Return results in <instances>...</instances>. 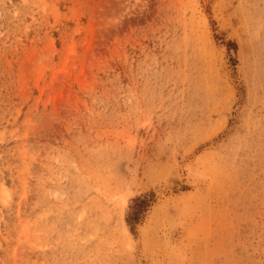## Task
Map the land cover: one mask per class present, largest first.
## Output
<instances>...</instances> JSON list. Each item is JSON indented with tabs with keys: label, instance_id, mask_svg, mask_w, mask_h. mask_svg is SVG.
I'll use <instances>...</instances> for the list:
<instances>
[{
	"label": "rangeland",
	"instance_id": "obj_1",
	"mask_svg": "<svg viewBox=\"0 0 264 264\" xmlns=\"http://www.w3.org/2000/svg\"><path fill=\"white\" fill-rule=\"evenodd\" d=\"M0 264H264V0H0Z\"/></svg>",
	"mask_w": 264,
	"mask_h": 264
},
{
	"label": "trees",
	"instance_id": "obj_2",
	"mask_svg": "<svg viewBox=\"0 0 264 264\" xmlns=\"http://www.w3.org/2000/svg\"><path fill=\"white\" fill-rule=\"evenodd\" d=\"M233 45L236 46L235 43ZM154 194H152L153 196ZM151 204V199L148 198V196H140L134 199V206L133 210L131 211L129 217L127 218V221L130 225L137 224L143 213L148 209V207Z\"/></svg>",
	"mask_w": 264,
	"mask_h": 264
}]
</instances>
